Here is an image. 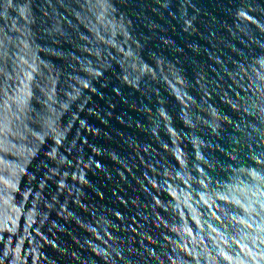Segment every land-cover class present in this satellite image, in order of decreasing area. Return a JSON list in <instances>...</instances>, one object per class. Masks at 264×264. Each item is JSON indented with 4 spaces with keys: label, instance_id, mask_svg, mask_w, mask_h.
Here are the masks:
<instances>
[{
    "label": "water",
    "instance_id": "1",
    "mask_svg": "<svg viewBox=\"0 0 264 264\" xmlns=\"http://www.w3.org/2000/svg\"><path fill=\"white\" fill-rule=\"evenodd\" d=\"M0 264H264V0H0Z\"/></svg>",
    "mask_w": 264,
    "mask_h": 264
}]
</instances>
